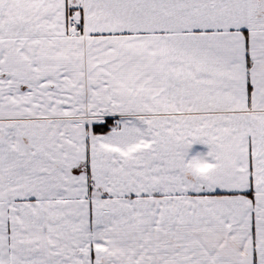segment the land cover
I'll list each match as a JSON object with an SVG mask.
<instances>
[{
  "label": "snow or ice",
  "instance_id": "6c2138e0",
  "mask_svg": "<svg viewBox=\"0 0 264 264\" xmlns=\"http://www.w3.org/2000/svg\"><path fill=\"white\" fill-rule=\"evenodd\" d=\"M0 264H264V0H0Z\"/></svg>",
  "mask_w": 264,
  "mask_h": 264
},
{
  "label": "crops",
  "instance_id": "0c3cea01",
  "mask_svg": "<svg viewBox=\"0 0 264 264\" xmlns=\"http://www.w3.org/2000/svg\"><path fill=\"white\" fill-rule=\"evenodd\" d=\"M196 149H197L198 151H206V147H205V146H202V145H197V146H196Z\"/></svg>",
  "mask_w": 264,
  "mask_h": 264
}]
</instances>
